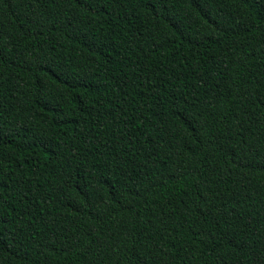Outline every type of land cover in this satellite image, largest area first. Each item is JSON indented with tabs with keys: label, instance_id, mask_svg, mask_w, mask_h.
<instances>
[{
	"label": "trees",
	"instance_id": "1",
	"mask_svg": "<svg viewBox=\"0 0 264 264\" xmlns=\"http://www.w3.org/2000/svg\"><path fill=\"white\" fill-rule=\"evenodd\" d=\"M0 264H264V0H0Z\"/></svg>",
	"mask_w": 264,
	"mask_h": 264
}]
</instances>
